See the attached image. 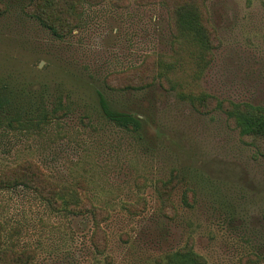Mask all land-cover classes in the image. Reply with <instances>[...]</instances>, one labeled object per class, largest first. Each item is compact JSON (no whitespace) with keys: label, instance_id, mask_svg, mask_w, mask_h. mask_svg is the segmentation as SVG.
I'll list each match as a JSON object with an SVG mask.
<instances>
[{"label":"rangeland","instance_id":"374dc122","mask_svg":"<svg viewBox=\"0 0 264 264\" xmlns=\"http://www.w3.org/2000/svg\"><path fill=\"white\" fill-rule=\"evenodd\" d=\"M129 1L84 3L62 39L29 16L31 0H0V173L31 161L85 198L56 210L34 190L0 191L4 245L33 250L36 264H166L188 245L206 264H264L262 150L223 112L200 113L189 99L264 106V0L207 2L220 43L206 62L174 37L164 0ZM157 57L177 62L173 89L107 86ZM102 97L140 129L110 120ZM171 179L174 220L156 190ZM88 203L104 213L78 214ZM97 221L105 244L93 239Z\"/></svg>","mask_w":264,"mask_h":264},{"label":"trees","instance_id":"16d2710c","mask_svg":"<svg viewBox=\"0 0 264 264\" xmlns=\"http://www.w3.org/2000/svg\"><path fill=\"white\" fill-rule=\"evenodd\" d=\"M106 0H31L26 7L30 17L38 20L41 25L50 29L58 38L64 39L69 36L77 27L80 17L84 12V3L100 5ZM116 8H126L129 6V0H111ZM138 5L148 6L155 4L152 0H135ZM210 0H164L171 15V29L174 37L180 43L181 39L192 43L198 51V57L202 62L211 56L214 49H217L219 37L216 29L211 24V16L207 6ZM166 2V3H165ZM1 4V3H0ZM2 5V4H1ZM166 5V6H167ZM6 8L0 11L3 15ZM180 39V40H179ZM176 61L167 60L164 57H157L155 61L148 65L144 63L137 69L128 71L124 74H117L109 77L107 86L116 91H143L150 88L157 80L168 82L172 89V82L167 73L175 69ZM128 77L133 84L117 86L109 83V80H118ZM188 98V97H187ZM194 108L203 114L215 110L223 112L228 120L234 124L241 137L245 140H251L252 145L261 148V156H264V106H255L250 103H235L231 101H219L212 96H192L189 97ZM215 103V107L213 106ZM101 104L105 115L118 125L130 130L138 131L141 127L138 118L112 110L107 101L102 97ZM176 181L171 179L166 182H160L156 186L162 203L163 217L174 220L177 212L172 204L171 198ZM22 187L34 190L51 208L69 209L82 203L85 198L79 191L73 187L59 186L50 180L36 165L31 161H26L18 167L10 168L0 173V191L11 188ZM186 204L187 200H186ZM78 214H88L97 216L103 214L101 209L94 208L90 203L82 206ZM78 210V209H74ZM95 239L102 237L104 244L107 242L105 232L101 229V223L97 221ZM192 241V240H191ZM99 248V245H97ZM0 264H36L35 252L31 249L19 251L14 246H5L0 231ZM166 264H206L205 261L193 253L191 245L178 250L175 254L167 258Z\"/></svg>","mask_w":264,"mask_h":264}]
</instances>
